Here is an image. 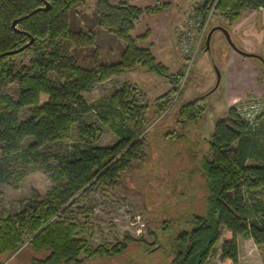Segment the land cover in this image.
I'll list each match as a JSON object with an SVG mask.
<instances>
[{
    "label": "trees",
    "instance_id": "16d2710c",
    "mask_svg": "<svg viewBox=\"0 0 264 264\" xmlns=\"http://www.w3.org/2000/svg\"><path fill=\"white\" fill-rule=\"evenodd\" d=\"M45 4L48 10L33 12ZM213 4L228 23L246 9L264 10V0H202L197 9L204 15ZM83 5L84 0H0V183L16 173L11 168L16 162L40 164L52 184L45 199L32 194L14 216L0 208V264L18 250L15 258L31 252L28 264H81L80 254L108 258L124 253L131 243L151 247L124 234L114 244L93 248L83 237L91 234L89 227L72 217L71 208L93 187L113 185L131 160L142 157L143 114L150 107L154 114L166 108L182 74L169 73L148 47L138 44L149 35L147 30L131 36L141 16L159 11L157 4L94 0V23L74 30L71 16ZM95 28L122 43L117 61L98 60ZM88 47H93L91 67L83 68L71 50ZM27 51L32 57L26 64L13 61ZM260 63L264 71V61ZM136 66L168 80L169 89L155 102L148 104L138 88L127 84L108 99L91 106L84 102L82 94L95 84ZM8 83L17 86L16 100L1 95ZM40 96L46 98L41 104ZM203 101L198 97L181 104L175 119L185 123L199 117ZM28 106L30 116L19 121L20 110ZM91 111L115 135L111 145L96 143V129L83 120ZM72 126L76 140L67 154L41 152L70 139ZM206 145L196 167L206 192L203 211L161 224L165 245L158 243L169 258L167 264H206L223 231L222 263L239 264L238 238L264 246V114L248 124L234 107L228 108L226 117L214 123ZM14 175L17 182L20 177Z\"/></svg>",
    "mask_w": 264,
    "mask_h": 264
},
{
    "label": "rangeland",
    "instance_id": "374dc122",
    "mask_svg": "<svg viewBox=\"0 0 264 264\" xmlns=\"http://www.w3.org/2000/svg\"><path fill=\"white\" fill-rule=\"evenodd\" d=\"M110 1L113 4L125 1L140 7L157 4L159 11L141 16L135 22L131 36H139L147 30L149 35L138 44L148 47L156 60L168 68L169 73L174 75L180 72L182 76L170 103L161 113L154 114L150 107L143 114L145 129L141 133V140H144L142 157L131 160L113 185L93 187L71 208L72 217L89 227L91 234L83 237L91 247L114 244L116 239L121 240L124 234H128L151 246L150 249L145 250L144 245L131 243L124 253L116 257L89 259L80 254L78 259L81 264H167L169 258L160 247V244L165 245L166 239V234L160 231L162 222L203 211L206 192L196 167L201 156L206 153V142L212 133L213 124L226 115L227 107L235 108L252 99L264 102V71L260 60L235 53L219 31L212 33L209 50L205 51L208 31L221 25L229 32L237 48L248 52L246 46L249 42L241 41L230 32L232 24L241 14L234 22L228 23L215 11L214 4L202 16L197 9L202 0H175L172 5L161 0H149V3L141 4L136 0ZM93 5L94 0H84V5L76 9L78 14L71 16L72 29H83L94 23ZM186 22L189 35L184 36L189 40L181 45L178 43L179 34L183 32L180 28ZM93 32L98 60L107 64L117 61L122 43L101 29L95 28ZM71 51L81 67H91L93 47L74 48ZM31 57L32 52L27 51L15 55L13 61L26 64ZM228 63L230 74L244 69L256 76L251 83L253 89L236 94L230 105L225 103L227 90L224 80ZM213 64L221 74V80L214 90L216 76ZM49 78L55 81L54 75H49ZM124 84L138 88L148 104L155 102L170 87L168 80L136 66L95 84L89 92L82 94V98L91 106L99 99H108ZM1 95L16 100V84L8 83L1 89ZM198 97H203L204 112L192 121L181 123L176 120L179 106ZM45 99V96H40L39 104ZM31 109L29 106L21 109L18 120L29 117ZM83 120L96 129L97 144L108 146L115 141L109 126L100 122L94 111L83 115ZM69 134L70 139L55 142L42 148L41 152L57 156L67 154L76 140L74 126L70 128ZM11 168L20 179L16 182L13 174L6 182L0 183V208L14 216L32 194L41 200L45 199L52 184L38 163L22 165L12 162ZM225 236L223 231L206 264H229L219 259V247ZM239 240V264H264V246L256 248L247 240ZM30 254L27 250L16 258L13 254L1 264H28Z\"/></svg>",
    "mask_w": 264,
    "mask_h": 264
},
{
    "label": "crops",
    "instance_id": "0c3cea01",
    "mask_svg": "<svg viewBox=\"0 0 264 264\" xmlns=\"http://www.w3.org/2000/svg\"><path fill=\"white\" fill-rule=\"evenodd\" d=\"M136 1L138 2V4L146 3V2L149 3V0H136ZM161 1L170 2V4L172 5L174 4L175 0H161ZM230 30L229 31L234 37L239 38L241 41L245 40L249 42V45L246 46L248 52L255 53L261 56L264 61V10L262 8L244 10L241 13V16L232 24ZM227 65L228 67L226 69V76L224 80L227 90L226 93L227 97L225 103L227 105L228 104L230 105L232 103L230 101H232V99L235 98L236 94L244 93L246 89L250 91L251 89H253L252 87L253 84L251 83H252V79H255L256 76L253 75L251 71L249 70L244 71V69L242 71L238 70L237 72H233L230 74L229 63ZM236 67L239 68L238 66ZM228 108L229 107H227V109ZM225 117L226 115L222 116L219 119H223ZM239 239L241 238L237 239L238 256H239V241H240ZM243 240H247L249 241V243L253 244L251 239H243ZM253 246L256 248L261 247V246H256L254 244Z\"/></svg>",
    "mask_w": 264,
    "mask_h": 264
},
{
    "label": "built area",
    "instance_id": "2783aa9c",
    "mask_svg": "<svg viewBox=\"0 0 264 264\" xmlns=\"http://www.w3.org/2000/svg\"><path fill=\"white\" fill-rule=\"evenodd\" d=\"M202 16L204 15L202 14ZM187 22L180 28L183 30V32H180L179 34L178 43L181 45L186 44L185 42L189 40L187 36H184L185 34L189 35V27L187 26ZM235 110L242 120L248 124H253L257 116L264 114V102L259 99L247 100L244 104L235 106Z\"/></svg>",
    "mask_w": 264,
    "mask_h": 264
},
{
    "label": "water",
    "instance_id": "95a60500",
    "mask_svg": "<svg viewBox=\"0 0 264 264\" xmlns=\"http://www.w3.org/2000/svg\"><path fill=\"white\" fill-rule=\"evenodd\" d=\"M39 10H44V11L48 10V5L45 4V6H44L43 8H40V9L34 10L33 12H36V11H39ZM16 23H17V20H14V21L12 22V24H11L12 27L15 28V24H16ZM215 31H219V32H221V34L224 36V38H225L227 44L229 45V47H230L233 51H235L236 53H238L239 55H241V56H243V57H245V58H255V59H258V60H260V61H263V59H262L261 56L255 54V53L246 52V51H243V50L237 48V46H236V45L233 43V41L231 40V37H230L229 32H228L223 26H220V25H218V26H214V27L210 28V30L208 31V33H207V35H206V38H205V51L209 50L210 37H211L212 33L215 32ZM31 42H32V39H30L29 43H31ZM29 43H28V44H29ZM24 47H25V46H24ZM24 47H23V48H24ZM21 49H22V48H21ZM213 69H214L215 76H216V81H215V85H214V88H213V90H214V89L218 86V84H219L221 74H220V71H219V69L217 68V66H216L215 64H213ZM21 248H22V247H21ZM21 248H20V249H21ZM18 251H19V250H18ZM18 251H17V252H18ZM17 252H15V253H17ZM15 253H14V254H15Z\"/></svg>",
    "mask_w": 264,
    "mask_h": 264
}]
</instances>
